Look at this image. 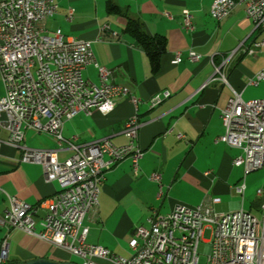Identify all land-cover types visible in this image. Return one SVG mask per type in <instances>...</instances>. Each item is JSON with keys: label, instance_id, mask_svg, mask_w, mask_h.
I'll use <instances>...</instances> for the list:
<instances>
[{"label": "crops", "instance_id": "obj_1", "mask_svg": "<svg viewBox=\"0 0 264 264\" xmlns=\"http://www.w3.org/2000/svg\"><path fill=\"white\" fill-rule=\"evenodd\" d=\"M53 2L57 12L46 21V30L58 29L66 38L89 42L95 64L111 72L107 83L126 87L140 101L135 107L128 97L116 98L109 114L80 113L63 122L62 136L74 144L108 138L115 146L127 143L122 130L129 118L136 115L141 123L136 139L142 152L138 172L134 175L130 160L125 159L104 173L97 211L86 215L82 222L88 228L86 243L112 254L128 251L127 242L135 229L149 227L148 219L153 214H167L177 205L195 207L208 198L218 200L214 205L217 213L242 209L254 216L261 198L253 194L248 181L252 172L244 176V168L232 163L240 151L217 141L224 132L221 111L234 92L244 101L264 98L263 82L248 84L264 69V46L254 57L242 52L263 39L264 30L254 28L243 6L237 5L228 16L215 21L209 15L213 0ZM108 2L122 15L109 13ZM184 10L191 15L192 32L182 27ZM126 18L140 21L148 36L165 39V52L156 73L151 72L143 50L124 32ZM177 53L181 62L173 64ZM189 53L198 58L190 60ZM223 61L227 83L207 84L213 65ZM83 77L99 84L93 64L85 67ZM164 91L169 93L168 98L150 108L148 101ZM23 144L33 149L57 148L52 137L31 129L24 130ZM71 154L63 146L58 160ZM20 156V149L0 147V215L8 208L7 196L35 205L58 191L57 183L44 181L41 166L21 163ZM152 174H157L159 180L151 179ZM243 180L245 189L238 195L235 188ZM42 216L43 211L34 218L36 231ZM5 234L0 230V240ZM69 256L23 232L9 234L7 264L36 259L71 262Z\"/></svg>", "mask_w": 264, "mask_h": 264}, {"label": "built area", "instance_id": "obj_2", "mask_svg": "<svg viewBox=\"0 0 264 264\" xmlns=\"http://www.w3.org/2000/svg\"><path fill=\"white\" fill-rule=\"evenodd\" d=\"M255 29L264 30V0H213L209 15L220 21L237 6ZM57 12L53 0H0V147L21 150L19 161L41 166L45 182H55L58 191L50 199L30 205L7 196L8 208L0 215V264L7 263L8 238L20 231L81 260L80 264H199L197 246L205 230L211 231L206 264H264V184L256 190L261 198V219L242 209L217 213V199L208 198L195 207L175 206L164 215L153 214L149 227H138L127 242L129 257L112 254L106 248L86 243L88 228L82 226L88 214L98 207L99 187L104 173L129 159L132 173L138 172L142 152L136 145L141 126L136 115L123 125L127 139L115 146L108 138L74 144L62 136L66 119L78 114L102 115L113 111L114 100L128 97L136 107L140 101L123 86L108 84L111 72L94 62L87 41L66 38L60 30L49 32L45 23ZM71 18V11L68 19ZM182 27L193 31L191 15L182 11ZM264 46V38L242 50L249 57ZM190 60L198 56L188 55ZM177 53L173 64H179ZM213 65L208 83L226 84L222 66ZM97 68L99 84L83 77L86 66ZM264 83V69L249 85ZM164 91L152 97L153 108L167 99ZM224 129L217 141L240 151L234 166L244 168V176L264 168V98L244 101L233 93L220 114ZM53 138L56 149H33L23 144L24 130ZM181 138L180 136H178ZM66 146L72 154L59 161L58 152ZM158 181L159 176L152 174ZM244 180L235 188L244 192ZM43 211L36 231L34 218Z\"/></svg>", "mask_w": 264, "mask_h": 264}, {"label": "trees", "instance_id": "obj_3", "mask_svg": "<svg viewBox=\"0 0 264 264\" xmlns=\"http://www.w3.org/2000/svg\"><path fill=\"white\" fill-rule=\"evenodd\" d=\"M106 9L111 14L122 15L119 8L110 2L106 4ZM124 32L130 35L135 43L143 50L148 58L151 72L156 73L158 70L159 58L165 52V39L160 36H148L142 23L130 18H126Z\"/></svg>", "mask_w": 264, "mask_h": 264}, {"label": "rangeland", "instance_id": "obj_4", "mask_svg": "<svg viewBox=\"0 0 264 264\" xmlns=\"http://www.w3.org/2000/svg\"><path fill=\"white\" fill-rule=\"evenodd\" d=\"M0 95H1V85H0ZM248 181H250L251 188L253 189V194L256 192L257 189L261 188L264 184V168L260 170L253 171L249 176H248ZM254 217L257 218L258 220L261 219V212L258 210L257 212L254 213ZM211 239V231L210 230H205L201 236V240L198 243L197 246V253L199 257V264H206V259H207V246L209 243H204V242H209ZM118 254V256H121L123 258H128L129 257V250L124 251V252H118L115 253ZM70 261L73 264H80L81 260L75 256H69Z\"/></svg>", "mask_w": 264, "mask_h": 264}, {"label": "water", "instance_id": "obj_5", "mask_svg": "<svg viewBox=\"0 0 264 264\" xmlns=\"http://www.w3.org/2000/svg\"><path fill=\"white\" fill-rule=\"evenodd\" d=\"M18 264H73L71 262H54L46 259H36L30 262L18 263Z\"/></svg>", "mask_w": 264, "mask_h": 264}]
</instances>
